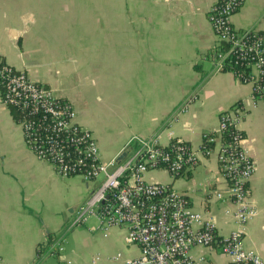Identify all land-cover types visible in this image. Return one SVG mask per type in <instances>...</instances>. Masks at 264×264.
Returning <instances> with one entry per match:
<instances>
[{"label": "crops", "instance_id": "1", "mask_svg": "<svg viewBox=\"0 0 264 264\" xmlns=\"http://www.w3.org/2000/svg\"><path fill=\"white\" fill-rule=\"evenodd\" d=\"M217 2L0 0V57L72 103L78 123L96 137L103 162L118 158L133 138L160 134L168 145L173 132L191 146L197 152L191 169L176 178L163 168L144 177L184 193L195 211L214 219L220 237L236 228L226 214L236 208L218 162L222 140L209 154L200 150L221 116L241 108L243 147L256 166L248 192L255 215L244 245L264 258V102L255 100L251 84L216 67L219 40L211 12ZM232 26L264 34V0H245ZM105 111L117 121L103 119ZM16 115L0 89V264H126L138 258L141 249L126 244L125 226L104 232L99 217L89 215L72 227L103 178L60 176L29 149ZM129 148L128 157L135 146ZM201 254L206 264H229L216 247L192 250L194 257Z\"/></svg>", "mask_w": 264, "mask_h": 264}, {"label": "built area", "instance_id": "2", "mask_svg": "<svg viewBox=\"0 0 264 264\" xmlns=\"http://www.w3.org/2000/svg\"><path fill=\"white\" fill-rule=\"evenodd\" d=\"M244 2L218 0L213 6L211 23L219 40L214 60L218 70L231 71L241 82L251 84L255 100L264 102V34L232 26V18ZM223 43H228V48L222 49ZM0 89L5 106L18 113L25 142L38 159L51 164L63 177L79 176L87 182L103 178L99 189L78 209L72 227L84 224L89 215L99 217L104 232L113 226L127 227L126 244L138 245L141 254L126 264H206L205 255H192L197 247H216L229 264H264L263 257L244 245L245 227L255 215L248 192L256 166L243 147L241 108L221 116L214 134L203 135L205 143L200 150L209 154L211 146L222 140L218 162L236 208L226 214L232 216L236 228L220 237L214 219L195 211L184 193L145 180L150 170L163 168L176 178L197 164V152L180 140L174 142L173 132L168 145L162 144L160 134L147 140L133 138L127 147L135 146L132 155L122 161L103 162L96 137L78 123L72 103L1 57ZM176 119L174 114L168 123Z\"/></svg>", "mask_w": 264, "mask_h": 264}, {"label": "trees", "instance_id": "3", "mask_svg": "<svg viewBox=\"0 0 264 264\" xmlns=\"http://www.w3.org/2000/svg\"><path fill=\"white\" fill-rule=\"evenodd\" d=\"M228 46H229L228 43H223V44L221 45V48H222V49H226V48H228ZM237 71H238V72H241V71H242V68H238ZM16 114H17L16 116H18V113H17V112H16ZM222 139H223V140H226V139H227V136H226V137L223 136ZM174 142H178V140H175ZM182 173H183V172H181L178 176H180ZM178 176H177V177H178ZM52 240H53V239H50V242H52ZM47 250H48V246L42 247V248H41V254H40V256L42 257L44 254H46V253H47Z\"/></svg>", "mask_w": 264, "mask_h": 264}, {"label": "rangeland", "instance_id": "4", "mask_svg": "<svg viewBox=\"0 0 264 264\" xmlns=\"http://www.w3.org/2000/svg\"><path fill=\"white\" fill-rule=\"evenodd\" d=\"M102 118L107 120L108 122H115L117 121V116L113 114L112 112L105 111L101 114ZM117 124H110V126L115 127ZM112 130V129H111Z\"/></svg>", "mask_w": 264, "mask_h": 264}, {"label": "water", "instance_id": "5", "mask_svg": "<svg viewBox=\"0 0 264 264\" xmlns=\"http://www.w3.org/2000/svg\"><path fill=\"white\" fill-rule=\"evenodd\" d=\"M130 148H126L122 154L118 157V161H122L127 158Z\"/></svg>", "mask_w": 264, "mask_h": 264}]
</instances>
